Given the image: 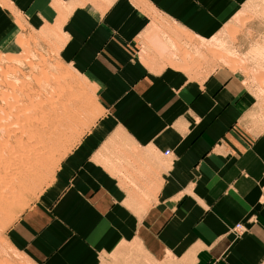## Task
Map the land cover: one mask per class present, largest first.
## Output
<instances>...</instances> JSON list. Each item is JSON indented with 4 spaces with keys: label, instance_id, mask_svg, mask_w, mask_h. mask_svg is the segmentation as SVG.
<instances>
[{
    "label": "crops",
    "instance_id": "obj_1",
    "mask_svg": "<svg viewBox=\"0 0 264 264\" xmlns=\"http://www.w3.org/2000/svg\"><path fill=\"white\" fill-rule=\"evenodd\" d=\"M244 2L0 0V48L18 23L54 32L94 101L5 229L10 264H264V123L236 74L185 54Z\"/></svg>",
    "mask_w": 264,
    "mask_h": 264
},
{
    "label": "rangeland",
    "instance_id": "obj_2",
    "mask_svg": "<svg viewBox=\"0 0 264 264\" xmlns=\"http://www.w3.org/2000/svg\"><path fill=\"white\" fill-rule=\"evenodd\" d=\"M18 26L14 47L0 48V264L18 257L6 245L5 229L54 180L58 162L87 127L94 107L88 82L57 58V35ZM185 54L187 68L204 64L236 74L264 123V0H246L207 39L194 35L192 52ZM28 130L38 139H28Z\"/></svg>",
    "mask_w": 264,
    "mask_h": 264
},
{
    "label": "bare ground",
    "instance_id": "obj_3",
    "mask_svg": "<svg viewBox=\"0 0 264 264\" xmlns=\"http://www.w3.org/2000/svg\"><path fill=\"white\" fill-rule=\"evenodd\" d=\"M216 38V37H215ZM213 39V38H212ZM9 55V54H8ZM16 58V57H15ZM12 60V59H11ZM21 61V60H20ZM15 62V61H14ZM13 63V62H12ZM12 96V95H11ZM13 100V99H12ZM22 101V100H21ZM4 103V102H3ZM48 105V104H47ZM50 106V105H49ZM3 108V107H2ZM28 111V110H27ZM44 112V111H43ZM3 114V113H2ZM43 114V113H42ZM24 115H26V114H24ZM23 116V115H22ZM8 117V116H7ZM16 117V116H15ZM26 117H27V115H26ZM41 117V116H40ZM43 117V116H42ZM44 117H47V116H44ZM4 118V117H3ZM21 118H25V117H21ZM39 118V117H38ZM33 119V118H32ZM46 119V118H45ZM11 121V120H10ZM25 121V120H24ZM15 122V121H14ZM26 122V121H25ZM45 123V122H44ZM15 125H17L16 123H14ZM13 125V124H12ZM19 125V124H18ZM40 127V126H39ZM11 128V127H10ZM15 128H16V126H15ZM28 128H29V126H28ZM28 128H26L25 130H27ZM31 129V128H30ZM43 129V128H42ZM58 130V129H57ZM22 131V130H21ZM33 130H28V131H25V132H27V134L25 135L28 139H30L31 141H34V140H32V138H34L33 136H34V134H35V132H32ZM42 131V130H41ZM19 132V131H18ZM37 132V131H36ZM43 132V131H42ZM44 133V132H43ZM46 133V132H45ZM44 133V134H45ZM47 133H48V130H47ZM32 134H33V136H32ZM43 134V135H44ZM14 135V134H13ZM21 135V134H20ZM19 135V137H22V135H24V134H22L21 136ZM36 135H37V137H36ZM38 135L39 134H35V138L36 139H38ZM17 137V136H16ZM15 137V138H16ZM17 138V139H20V138ZM53 137V136H52ZM34 138V139H35ZM5 140V139H4ZM17 141V140H16ZM19 141V140H18ZM35 141H37V140H35ZM15 143H17V142H15ZM31 144V143H30ZM17 145H19V142H18V144ZM21 146V145H20ZM20 146H19V148H20ZM18 147V146H17ZM28 150V149H27ZM34 150V149H33ZM8 153H9V151H8ZM3 155V154H2ZM29 157V156H28ZM21 158V157H20ZM27 160V159H26ZM19 161V160H18ZM28 162V161H27ZM14 163V162H13ZM12 179V178H11ZM13 181V180H12ZM15 181V180H14ZM6 183V182H5ZM16 185V184H15ZM6 186V185H5ZM13 186V185H12ZM2 187V186H1ZM13 189V188H12ZM12 189H11V191H12ZM2 193V192H1ZM11 193V192H10ZM11 195V194H10ZM13 195V194H12ZM9 196V195H8ZM11 197V196H10ZM2 200V199H1ZM7 205V204H6Z\"/></svg>",
    "mask_w": 264,
    "mask_h": 264
},
{
    "label": "built area",
    "instance_id": "obj_4",
    "mask_svg": "<svg viewBox=\"0 0 264 264\" xmlns=\"http://www.w3.org/2000/svg\"><path fill=\"white\" fill-rule=\"evenodd\" d=\"M168 150H164L163 151V154H168ZM232 231L236 234V235H238L239 233H241V231H242V225L240 224V223H235L233 226H232Z\"/></svg>",
    "mask_w": 264,
    "mask_h": 264
}]
</instances>
